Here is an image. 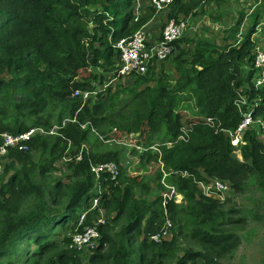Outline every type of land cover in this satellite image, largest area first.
I'll list each match as a JSON object with an SVG mask.
<instances>
[{
	"label": "trees",
	"instance_id": "trees-1",
	"mask_svg": "<svg viewBox=\"0 0 264 264\" xmlns=\"http://www.w3.org/2000/svg\"><path fill=\"white\" fill-rule=\"evenodd\" d=\"M203 1L173 0L169 5V17L193 13ZM211 1L218 8L228 2ZM255 2H258L255 18L239 41V26L231 28L224 36L221 48L208 37L198 38L194 41L192 64L199 68L192 66L189 70L179 64L180 78L172 88L164 83L150 91L136 92L130 102L136 99L129 130L123 135L115 127L110 135L132 141V152L138 155L141 163H145L148 176L156 173L161 164L178 170L179 177L175 182L184 195L193 194L189 183L196 185L195 180H209L198 176L199 165L209 173H218L223 172L224 165L230 162L227 153L232 145L221 128H235L238 124L242 115L236 102L242 94L246 99L242 107L249 106L252 115L260 117L262 124H252L245 131L244 143L240 145L244 161L238 164L241 172L254 173L264 188V137H261V134L264 136V84L254 86L252 83V33L260 22V13H264V0ZM132 9L133 0H0V72L7 75V78L0 77V132H17L30 126L47 129L53 123L59 124L57 133L33 134L28 150L12 148L8 152L13 157L11 163L19 164L25 173L15 170L6 182L0 184V195L4 196V200H0V264H14L10 261L13 254L18 259L15 264H19L18 245L26 238L46 249L54 225L70 220L71 231L62 236L65 246L59 249L56 263L83 264L77 249L70 247L69 243L79 212L90 206L95 195L89 164L90 161L108 159L118 161L119 155L117 152L84 153L80 160L70 164L76 177L71 184L58 180L44 188L41 183L31 181L27 174L34 168L31 150L46 153L47 163L40 161L39 166L40 173L45 174V170L67 153L70 146L76 153L85 143L88 129L82 126L83 123L97 128L106 120L111 124L122 123L116 118L111 119V116L118 117L122 113L112 108L120 99L119 88L111 92L110 86L101 87L86 98L74 92L93 90L95 82H103L104 71L114 67L119 54L113 42L146 23L149 16L141 14L134 21ZM182 41L187 42L178 38L174 43L180 46ZM146 73L144 76L138 74L133 80L134 85H138L139 80L149 79L151 71ZM188 97L195 100L193 115L181 120L180 110L187 109L181 101ZM162 128L161 143H158L154 136ZM184 130L189 135L179 137ZM129 131L138 132L137 137H129ZM165 141H171V144L166 146ZM153 143H157L156 148L151 146ZM136 145L143 149L138 151ZM108 181L111 192L105 194L100 203L107 212L116 211L113 219L123 215L129 220L122 230L127 240L136 230H144L149 236L162 227L164 217L160 195L152 201L136 196L134 189L140 183L138 176L125 175L120 167L117 181L111 178ZM31 193H34L31 203L24 210L18 212L15 207L7 208L8 201ZM62 195L67 197L64 209L52 207ZM179 209V203H172L170 216L173 217ZM204 212L207 213V209ZM91 213L94 215L96 210ZM207 214L212 218L215 216L212 212ZM89 219L87 216V221ZM106 223L101 226V242L90 254V260L103 257L100 254L103 241L110 242L112 247L106 258L113 257L115 264H160L161 259L175 257L178 252L179 245L172 227L167 238L154 241L145 236L140 242L143 253L138 255L136 262L129 244H124L123 240L117 243L108 232L102 231ZM201 225L202 222L198 221V226ZM191 233L211 246L223 244L230 236L201 228ZM32 254L33 262L36 253ZM196 255L200 254L187 251L176 264L209 263L207 260L197 261Z\"/></svg>",
	"mask_w": 264,
	"mask_h": 264
},
{
	"label": "rangeland",
	"instance_id": "rangeland-1",
	"mask_svg": "<svg viewBox=\"0 0 264 264\" xmlns=\"http://www.w3.org/2000/svg\"><path fill=\"white\" fill-rule=\"evenodd\" d=\"M248 1L251 3L255 2V0H228L224 6L218 8L211 0L203 1L201 6L187 20L190 26L189 31L186 35L180 37L187 40V42L182 41L180 46H175L165 59L158 61L150 69L149 79L139 80L138 85H134L133 83V80L138 75L121 77L112 81L111 92L119 88L120 98L114 103L112 108L114 111L120 110L122 113L118 117L111 116V119L116 118L115 120H119L122 123L120 125L116 123L111 124L110 121L106 120L100 128L87 126V122L83 123L82 126L88 129L87 140L83 143V154L88 152L101 154L117 152L119 155L118 162L124 174L138 176L140 180V183L134 189L136 196L145 198L147 201H152L160 195V192L163 190V184L160 179L164 173L167 182L177 185L175 181L179 177L178 170H174L170 165L165 166L161 164L157 172L155 171L156 173L148 176V170L146 169L147 171H145V163H141L138 155L132 152V141L128 140L127 137L123 139L121 136L119 139H116L110 135H113L115 127L121 130L123 135L129 130L128 126L131 121V112L134 106H136V99L133 103L130 102L136 92H140L141 90L150 91L155 86H160L164 83L169 88H172L180 78L179 64L189 70L192 66L196 67V69L199 68V66L192 64L195 46L194 41L196 42L198 38L205 36L211 39L214 45L221 48L224 44V36L229 34L231 28L239 26L240 30L243 31V35L248 27L251 26L257 12L256 7L251 12L248 10V6H250ZM147 7L142 10V14L149 16L145 28L153 34H157L164 21L169 17L170 7L167 6L164 10L157 11L153 9L149 10ZM178 17L187 18L185 15H179ZM259 21L253 35L264 44V13H260ZM147 74L144 73L139 76ZM0 77L7 78V75L4 72H0ZM101 85V82H95L93 90L101 88ZM187 94L192 93L188 92ZM181 104H186L187 106V109L180 110L182 113L180 118L181 120H185L189 114H192L195 100L193 97H188L187 99H183ZM54 124L56 123H53L49 128L53 127ZM258 124L261 125L262 121L255 118L253 125L256 126ZM57 128L55 127L53 129L57 130ZM163 131L164 128L154 136V140L158 143H161L160 140ZM128 133V136L133 139L138 135L136 131H129ZM261 137H264L263 134H261ZM156 144L153 143L151 146L156 148ZM165 144L169 146L171 141H165ZM73 150L70 146L66 151L67 153L56 159L50 169L45 170V174L40 173L39 166L41 162L48 158L46 153L42 150H31L34 168L27 173L30 180L41 183L44 188H49L58 180H61L66 185L71 184L73 179L76 178L72 173L70 165L75 160V151ZM138 151L141 150L138 149ZM67 155L69 158H67ZM227 156L231 160L228 164L224 165L223 172L209 173L202 165L197 167L198 176L208 178L209 180L215 178L222 180L227 184L228 188L222 196H207L202 194L198 186L193 182L189 183L193 187V194L184 195L183 200L179 203L181 209L171 217L174 226L172 232L176 233V239L179 245L178 252L175 257L161 259L160 264H176L178 259L187 251L199 253L200 255H196L197 261L204 262L207 260L211 264H264V188L258 183V177L254 173L240 171L241 167H239L238 163L244 161L242 154H239L235 148L230 146ZM12 158V156L7 155L0 160L2 167L0 184L6 182L8 176L15 170L20 171V173H25L19 164L11 163ZM44 163H47V161ZM180 184L183 183L181 182ZM58 190L60 191L59 188ZM33 194L20 195L16 199L8 201L7 208L15 207L18 212L24 210L30 205ZM47 197L50 199V195H47ZM0 200L3 201L4 196L2 197L0 195ZM66 201L67 197L62 195L52 207L63 210ZM205 209H207V213L212 212L215 215L214 218L205 213ZM104 210L107 216V223L102 231L108 232L117 243L123 240L124 244H129L131 247V256L138 262V255L143 253L140 242L145 236H148V233L144 230H136L130 233L129 240H127L128 237L122 235V230L129 220L123 215L113 219L116 211L110 210L107 212L106 207H104ZM198 221L202 222L201 226H198ZM70 226L71 220L65 224L57 223L54 225V230L48 237L50 245L46 249H41L29 238L24 239L18 245L20 250L19 258L21 260L19 264H58L56 263L57 253L59 249L65 246L61 239L64 234L71 231ZM198 228L210 230L217 234L227 233L230 236L227 237L229 239L223 244L211 246L201 242L191 233ZM125 239L126 241H124ZM111 247L109 241H103L100 248V254H103V257L97 256L99 258L94 257L92 258L93 260L89 258L90 254L95 252V247L82 251L77 250V255L83 264H115L113 257L106 258ZM113 248L115 249L114 246ZM32 253H36L34 255L35 261L33 262V257H31L33 256ZM10 261L15 264L18 262V259L13 254L10 257Z\"/></svg>",
	"mask_w": 264,
	"mask_h": 264
},
{
	"label": "built area",
	"instance_id": "built-area-1",
	"mask_svg": "<svg viewBox=\"0 0 264 264\" xmlns=\"http://www.w3.org/2000/svg\"><path fill=\"white\" fill-rule=\"evenodd\" d=\"M173 0H133V20H138L142 10L147 6H152L155 10L165 9ZM188 26L187 18L182 17H168L161 26L159 33L153 34L145 28V24L135 29L131 34L121 36L113 42V46L118 50L119 54L114 62V67L108 71H104V79L102 88L110 86L112 81L121 77L130 75L144 74L152 69L154 65L165 59L176 46L174 41L180 38L184 29ZM253 43V69L254 76L252 83L254 86H261L264 84V44L260 39L252 36ZM96 90H75V94L81 93L83 98L96 93ZM242 117L235 128H221V130L229 138L230 144L240 153V145L244 143V133L253 124L255 118L251 114V108L246 104V99L242 95L236 102ZM211 118H207L210 120ZM65 120L62 121V124ZM55 127L59 124H54L53 127L44 129L41 126H30L25 130L12 132H0V160L8 155L10 149L14 148L20 151H26L29 148V141L36 132L57 133ZM188 132L183 131L179 137L187 136ZM189 135V134H188ZM69 146V145H68ZM140 150L142 146L136 145ZM83 156V145L79 147L74 154L76 161ZM67 158L69 156L67 155ZM90 171L93 175V196L90 206L86 207L79 213V217L75 224L73 231L70 233L71 239L69 246L78 251L97 247L101 239V226L107 221L105 210L100 201L105 194L111 192L108 178L117 181L120 172L119 162L116 160H100L90 161ZM2 171L0 161V172ZM183 174V173H181ZM163 184V190L160 192V203L163 209V225L156 232L150 234L148 237L154 241L161 238H167L171 234L173 221L169 215L170 203H178L183 199V193L173 183L165 180V173L160 179ZM200 191L206 195L222 196L227 190L228 186L225 182L219 179L196 180ZM96 210L92 215L90 212ZM87 216L90 219L87 221Z\"/></svg>",
	"mask_w": 264,
	"mask_h": 264
},
{
	"label": "crops",
	"instance_id": "crops-1",
	"mask_svg": "<svg viewBox=\"0 0 264 264\" xmlns=\"http://www.w3.org/2000/svg\"><path fill=\"white\" fill-rule=\"evenodd\" d=\"M239 1H241V0H239ZM242 1H243V0H242ZM213 4H215V3L213 2ZM248 4H250V6H248V10L251 12V11H252V10L258 5V2L251 3L250 1H248ZM215 6H216V5H215ZM191 14H192V13H190V14H188V15H185V16H187V20H189ZM147 23H148V22L145 23V27H146ZM263 25H264V23H263ZM189 29H190V26H189V21H188V26H186V28L184 29V32H183L182 35H186V33L189 31ZM242 33H243V31L239 29V30H238V33H237V36H238L237 41H239V40L241 39ZM254 37H255V36H254ZM255 38H257V37H255Z\"/></svg>",
	"mask_w": 264,
	"mask_h": 264
},
{
	"label": "clouds",
	"instance_id": "clouds-1",
	"mask_svg": "<svg viewBox=\"0 0 264 264\" xmlns=\"http://www.w3.org/2000/svg\"><path fill=\"white\" fill-rule=\"evenodd\" d=\"M170 5V4H169ZM168 5V6H169ZM149 8H153L152 6H150V5H147ZM154 9V8H153ZM133 10V9H132ZM155 10V9H154ZM164 10V9H163ZM155 11H157V10H155ZM142 14V13H141ZM140 14V15H141ZM145 24V23H144ZM143 24V25H144ZM255 32V31H254ZM253 32V33H254ZM253 33H252V36H253ZM253 43H254V41H253ZM252 114V113H251ZM242 115V114H241ZM253 117H255V116H253ZM255 118H258L259 120L261 119L260 117H255ZM229 139V138H228ZM230 142V141H229ZM233 148H235L234 146H232ZM239 154H241V151H240V153ZM196 181V180H195ZM174 184V183H173ZM175 185V184H174ZM196 185H197V181H196ZM198 186V185H197ZM178 188V187H177ZM179 189V188H178ZM198 189H199V187H198ZM180 190V189H179ZM181 191V190H180ZM199 191H200V189H199ZM182 192V191H181ZM201 192V191H200ZM183 193V192H182ZM202 193V192H201ZM202 194H204V193H202ZM204 195H206V194H204ZM207 196H211V195H207ZM160 198H161V196H160ZM183 198H184V193H183ZM183 200V199H182ZM173 203V202H172ZM172 203H170V205L172 204ZM178 203H180V202H178ZM161 204V203H160ZM175 204H177V203H175ZM169 205V206H170ZM163 210V209H162ZM168 211H169V208H168ZM80 213V212H79ZM169 215H170V212H169ZM171 217V216H170ZM172 219V218H171ZM173 221V220H172ZM174 227V226H173ZM100 242H101V239H100ZM100 242H99V244L98 245H100ZM97 245V246H98ZM96 248V247H95Z\"/></svg>",
	"mask_w": 264,
	"mask_h": 264
}]
</instances>
